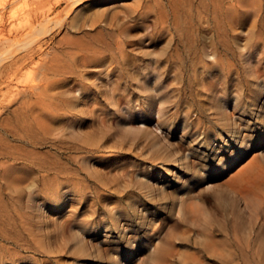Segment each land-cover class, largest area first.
Segmentation results:
<instances>
[{
	"label": "rangeland",
	"instance_id": "rangeland-1",
	"mask_svg": "<svg viewBox=\"0 0 264 264\" xmlns=\"http://www.w3.org/2000/svg\"><path fill=\"white\" fill-rule=\"evenodd\" d=\"M8 1L0 0L1 8ZM53 1L41 9L46 10L53 4L50 17L66 4L61 0L55 8ZM180 3L181 0H84L67 16L76 19L75 15H78L77 28L54 32L56 39L66 36L79 41L128 36L127 50H131L133 59L148 64L151 72L159 64L155 72L159 74L163 65L161 60L172 50L168 43L169 31L160 26L159 12L163 6L167 11L176 9ZM37 5L35 0H27V3L26 0H19L15 4L22 11ZM97 10L104 15L90 25L87 22L91 19L89 15ZM111 14H117V17L110 19ZM166 26L168 29L174 27L171 18ZM200 27L208 37L207 22H201ZM246 29L244 27L243 30ZM244 41L245 35H241L239 45ZM255 61L256 58L248 64H239L242 78L245 79L248 66L254 69ZM211 65L212 57L206 56L197 65V78L185 77V85L191 87L192 94L188 90L187 95L178 92L180 80L172 72L162 84L147 81L148 89L144 91L142 76L145 72L138 74L137 70H131L127 74L124 72L126 69L123 70L125 80L111 77L110 81L114 79L112 82L96 90L98 99H108L112 95L111 100L116 101L109 105L112 114L100 123L106 131L105 139L109 147L102 149V157L90 160L106 176L107 179L105 176L103 179L109 181L106 184L108 190H103L96 175L86 170L83 159H79V152L72 154L78 156L72 158L70 166L77 168L81 177L87 179L90 189L102 194L100 199H92L93 196L87 194L81 201L71 200L72 193L66 192L65 188L63 204L46 205L43 211L46 218H43L39 211L32 209L42 199L38 191L39 182H24L11 197L16 202L21 201L19 203L25 206L27 212L31 210L35 221L45 223L46 228L52 230L49 244L54 246V251L46 249L49 248L48 242L43 245L44 249L40 248L41 243L40 247L36 245V250L21 249L14 264H264V186L238 182L234 178L240 166L255 155L264 170V142H260L263 129L259 125L264 117L236 112L221 118L224 111L230 113L236 99L244 97V91L237 89L236 86L240 85H235L236 74L232 75L233 81L227 90L221 88V83L216 80L217 71L212 67L209 74L204 71V66L208 69ZM22 73L29 74V70ZM91 73L89 77L94 81L96 77H105L104 72L99 73L98 69H92ZM205 75H208L210 85L206 98L201 86ZM23 84H18L20 88H17L23 89ZM12 85L16 86L15 83ZM158 85L163 86L159 91L153 88ZM0 87L6 90L4 83ZM91 87L93 92L94 87ZM194 91L203 104L202 122L185 127L183 121L186 118L183 120V116L188 113L189 120L195 116L189 110ZM149 93L153 109L167 111L160 123H157V114L146 122L152 134L150 138L154 137L157 141L152 144L150 140L122 138L118 123L121 126L143 127L136 118H130L126 113L127 101L132 100L133 104L129 107H133L137 99ZM25 94L22 91L19 97ZM9 97L7 100L12 98ZM90 98H93L92 94ZM223 100L228 108L220 105ZM16 107L17 103H13L8 107L10 109L1 111L0 121L6 115L12 116ZM93 118L91 116L85 125L89 126ZM156 126L159 128L155 129ZM52 128L50 140L54 139L59 147L80 146L76 133L69 126L52 124ZM3 130L0 125V132ZM230 136L237 147L244 146L246 149L245 155L237 161L232 156L234 145H227ZM50 140L37 150L50 151ZM94 201H97V206H93ZM65 220H68L67 224L59 226ZM75 237L85 243L86 251H77ZM8 261L6 259L0 264H12Z\"/></svg>",
	"mask_w": 264,
	"mask_h": 264
},
{
	"label": "bare ground",
	"instance_id": "bare-ground-1",
	"mask_svg": "<svg viewBox=\"0 0 264 264\" xmlns=\"http://www.w3.org/2000/svg\"><path fill=\"white\" fill-rule=\"evenodd\" d=\"M18 1L9 0L6 6H0V84L4 83L6 87V90L0 87V113L17 103V107L10 110L12 116H3L5 118L0 121L4 129L0 132V263L8 259V262L14 264L21 249L36 250V245L40 247V243V248H43L48 242L49 248L46 249L49 252L54 251V246L49 244L52 230H48L45 223L35 221L32 211L27 212L25 206L20 204L21 201L16 202L11 197L24 182H39L38 191L42 199L32 209L39 211L43 218H46V212H43L45 206L62 205L66 192L72 193L71 200L81 201L87 194L93 196L92 199H100L102 194L90 189L86 184L87 179L81 177L77 168L70 166L72 158L78 156L74 157L72 154L79 152L80 160L88 158L86 161L82 160L86 170L96 175L103 190H108L106 184L109 181L103 179L105 175L90 160L102 157V149L109 147L105 139L106 131L100 123L112 114L109 105L116 101L111 100L112 95L108 99H98L96 90L101 85H106L111 77L125 80L124 69L127 74L131 70H137L138 74L145 72L142 76L145 82L144 91L148 89L147 81L162 84L172 72L180 80L178 92L187 95L186 91L192 94V90L185 85V77L195 80L198 75L197 65L204 57L210 56L212 65L208 69L204 66V71L209 74L210 68H214L217 71L216 80H219L221 88L225 90L233 81L232 75L236 74L235 85H240L236 86L237 89L244 91V97L236 99L230 113L224 111L221 118L228 114L232 116L236 112L241 115L255 113L258 118L264 117V0H198L197 3H194L196 0H181L182 4H178L176 9L172 7L171 11L163 6L158 18L161 28L169 31L168 43L172 50L161 60L163 65L159 74L155 73L159 64L151 72L148 64L133 59L131 50H127L128 36H107L97 41H79L62 35L61 39H56V31L77 28L78 15H75L77 20L67 16L84 0H64L65 7L56 14L53 12V17H50L53 4L52 7L41 10L52 0H35L38 5L25 8L24 11L15 6ZM60 1H53L55 8ZM101 1L107 0H94ZM103 15L102 11L97 10L89 15L91 19L87 22L93 25L95 19ZM116 15L111 14L110 19L117 17ZM169 18L172 19L174 27L168 29L166 23ZM201 22H207L208 37L200 29ZM244 27H247L245 31ZM241 35H245V41L239 45ZM254 58L256 68L250 69L248 66L245 79L242 78L239 64H248ZM26 69L29 74L22 73ZM92 69H98L99 73L104 72V79L96 77L95 81L92 80L89 77ZM117 70L120 72L116 73ZM208 79V75H205L201 82L205 98L209 96L206 94L210 89ZM89 80L92 81L91 84L87 83ZM20 83H25L21 90L17 88ZM91 86L94 87L93 92ZM162 87L158 85L153 88L159 91ZM22 91L26 96L21 99L19 95ZM198 95L194 91L189 105L191 114H195L193 119L189 120L188 113L183 116V120L186 118L183 121L185 127L200 125L202 122L204 110L201 100L196 98ZM7 97L10 99L7 100ZM5 100L7 102L4 103ZM152 100L149 93L142 96V99H137L133 107H129L133 104L132 100L127 101L126 113L130 118H136L143 127H132L128 124L121 126L118 123L122 138L150 140L152 144L157 141L154 137L150 138L152 134L146 122L157 114V123H160L167 111L162 108L155 111ZM222 102L223 105H220L224 109L229 107L225 100ZM91 116H94L92 122L99 123L91 122L86 126L85 123L89 122ZM52 124L69 126L76 133L80 146L71 145L64 149L54 139L50 140V132L54 129ZM259 125L263 129L260 142H264V118ZM157 128L159 126L155 127ZM231 138L232 136L227 145H234L232 156L237 161L245 155L246 149L244 146L237 147ZM48 139L52 143L51 150L39 152L37 147ZM234 178L238 182L264 186V170L258 156L250 157L246 164L240 166L234 173ZM65 188L66 192L63 191ZM96 202L94 201L93 206ZM67 221L61 222L59 226L63 227ZM75 238L77 251H86L88 248L85 243Z\"/></svg>",
	"mask_w": 264,
	"mask_h": 264
}]
</instances>
